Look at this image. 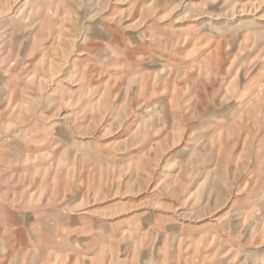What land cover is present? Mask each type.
<instances>
[{
    "label": "rangeland",
    "instance_id": "1",
    "mask_svg": "<svg viewBox=\"0 0 264 264\" xmlns=\"http://www.w3.org/2000/svg\"><path fill=\"white\" fill-rule=\"evenodd\" d=\"M0 264H264V0H0Z\"/></svg>",
    "mask_w": 264,
    "mask_h": 264
}]
</instances>
